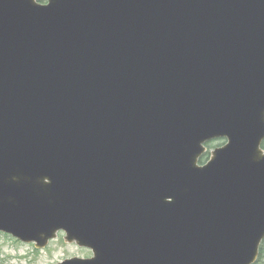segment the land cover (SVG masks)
<instances>
[{"label":"water","instance_id":"95a60500","mask_svg":"<svg viewBox=\"0 0 264 264\" xmlns=\"http://www.w3.org/2000/svg\"><path fill=\"white\" fill-rule=\"evenodd\" d=\"M263 141L264 0H0V232L58 264H254Z\"/></svg>","mask_w":264,"mask_h":264},{"label":"rangeland","instance_id":"374dc122","mask_svg":"<svg viewBox=\"0 0 264 264\" xmlns=\"http://www.w3.org/2000/svg\"><path fill=\"white\" fill-rule=\"evenodd\" d=\"M220 142L210 144V150L219 147ZM63 234L51 240L43 249L23 243L10 235L0 232V264H58L73 257L89 258L91 252L74 244H66ZM264 250V244H263ZM257 264H264V254Z\"/></svg>","mask_w":264,"mask_h":264},{"label":"trees","instance_id":"16d2710c","mask_svg":"<svg viewBox=\"0 0 264 264\" xmlns=\"http://www.w3.org/2000/svg\"><path fill=\"white\" fill-rule=\"evenodd\" d=\"M38 1L41 2V3H43V2H45L46 0H38ZM263 244H264V241H263V243H262V245H261V248H260L259 258H258V260H257V262H256L255 264H257L258 262H260V260H261V255L264 254Z\"/></svg>","mask_w":264,"mask_h":264},{"label":"flooded vegetation","instance_id":"af4514ba","mask_svg":"<svg viewBox=\"0 0 264 264\" xmlns=\"http://www.w3.org/2000/svg\"><path fill=\"white\" fill-rule=\"evenodd\" d=\"M214 143V142H213ZM223 144V143H222ZM216 148V147H215Z\"/></svg>","mask_w":264,"mask_h":264}]
</instances>
